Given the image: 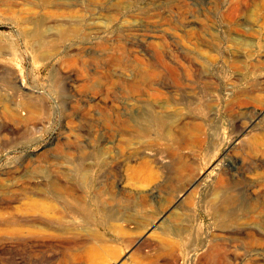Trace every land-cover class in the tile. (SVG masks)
Wrapping results in <instances>:
<instances>
[{
  "label": "rangeland",
  "instance_id": "374dc122",
  "mask_svg": "<svg viewBox=\"0 0 264 264\" xmlns=\"http://www.w3.org/2000/svg\"><path fill=\"white\" fill-rule=\"evenodd\" d=\"M0 264H264V0H0Z\"/></svg>",
  "mask_w": 264,
  "mask_h": 264
},
{
  "label": "bare ground",
  "instance_id": "6f19581e",
  "mask_svg": "<svg viewBox=\"0 0 264 264\" xmlns=\"http://www.w3.org/2000/svg\"><path fill=\"white\" fill-rule=\"evenodd\" d=\"M20 106H22L23 109L28 111V112L32 111L33 108H34V106L29 101L22 102V104ZM184 132H185L186 135L189 134L188 131H186V129H185ZM220 184H221V182H220ZM214 197L217 200V202L213 205V207H211V210L213 211V213L217 214L218 217H223V218L224 217H229L230 218L231 217V215H230L231 213L229 211H226L224 208H228L231 204L233 205V202H232L233 200H231L230 198H227V197H223V196L220 197L218 195V193H215ZM225 213H227V214H225Z\"/></svg>",
  "mask_w": 264,
  "mask_h": 264
}]
</instances>
